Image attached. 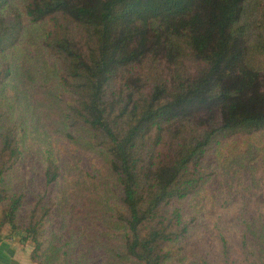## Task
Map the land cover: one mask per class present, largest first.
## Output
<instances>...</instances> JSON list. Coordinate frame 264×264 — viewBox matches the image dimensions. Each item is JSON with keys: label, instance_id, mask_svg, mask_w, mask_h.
<instances>
[{"label": "trees", "instance_id": "trees-1", "mask_svg": "<svg viewBox=\"0 0 264 264\" xmlns=\"http://www.w3.org/2000/svg\"><path fill=\"white\" fill-rule=\"evenodd\" d=\"M261 184L264 0H0V229L35 264H216L196 229L264 264Z\"/></svg>", "mask_w": 264, "mask_h": 264}, {"label": "rangeland", "instance_id": "rangeland-1", "mask_svg": "<svg viewBox=\"0 0 264 264\" xmlns=\"http://www.w3.org/2000/svg\"><path fill=\"white\" fill-rule=\"evenodd\" d=\"M93 161H95V159H93L92 156L91 157L90 156L87 157L85 155L81 156V164L85 167H89L90 162H93ZM260 188L264 189V184H261ZM256 197L260 201L261 198H264V191L263 190L258 191V194L256 195ZM3 228L7 229V231L9 230L7 226H4ZM217 232H218L217 229H210V230L209 229H196L195 235H194V240H195L194 243H196V245H198L204 250L207 249L209 251H212L213 254L218 256L217 259H215L216 264H250V263L258 264L254 259V258H257L256 256L252 255L254 257L252 258V256L246 255L245 252H243L239 247L235 246L234 242L232 241H230L231 243H233V246L231 249L232 253H229L228 259L224 261V259L221 258L222 254L219 253L222 247H221L220 238L216 235ZM222 232L229 234L230 230L223 229ZM27 242L30 244L32 248L33 246L32 242L31 241H27ZM192 244L193 243H191V245ZM217 251L218 253H216Z\"/></svg>", "mask_w": 264, "mask_h": 264}, {"label": "crops", "instance_id": "crops-1", "mask_svg": "<svg viewBox=\"0 0 264 264\" xmlns=\"http://www.w3.org/2000/svg\"><path fill=\"white\" fill-rule=\"evenodd\" d=\"M31 246L20 242L17 235L0 229V264H35L30 258Z\"/></svg>", "mask_w": 264, "mask_h": 264}]
</instances>
